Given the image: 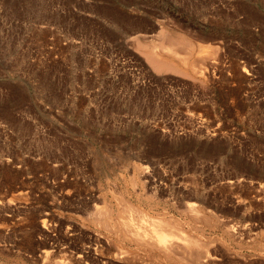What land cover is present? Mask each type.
Segmentation results:
<instances>
[{
    "label": "rangeland",
    "instance_id": "obj_1",
    "mask_svg": "<svg viewBox=\"0 0 264 264\" xmlns=\"http://www.w3.org/2000/svg\"><path fill=\"white\" fill-rule=\"evenodd\" d=\"M161 29L193 42L165 41L189 75L140 48L165 55ZM111 187L150 212L200 202L237 228H204L218 264H264V0H0V264L92 244Z\"/></svg>",
    "mask_w": 264,
    "mask_h": 264
},
{
    "label": "bare ground",
    "instance_id": "obj_2",
    "mask_svg": "<svg viewBox=\"0 0 264 264\" xmlns=\"http://www.w3.org/2000/svg\"><path fill=\"white\" fill-rule=\"evenodd\" d=\"M160 36L161 37H159V38H162L161 43H163V41L164 42L170 41V42H173V44L180 43L182 46H184V49H187V50L191 49V47L193 48V44H192L193 42L191 41V39H186V37H183L182 35L177 36V37L172 36V35L166 33V31H163V29H161L160 30ZM147 44H149V43L147 42ZM159 44H160V42H159ZM166 44L167 43L165 42L164 47H162V51H164L166 53L165 55L156 53L155 52L157 50L156 47H155V49H156L155 51H153L150 48V50H152V52L149 49H146V47H148L149 45H147L146 47L142 45L140 48L144 47L143 51L145 52V54H147L151 64L153 65V68H155L157 71L171 70V71H176L179 73L189 75L190 72L188 73L186 71H189L190 69H187V70L181 69L182 66L179 67L177 62L174 59V57L175 58L178 57L177 59L180 60V63L185 62L189 58L188 54L187 55H181L179 52H177L178 50L176 51L174 49V47H173L174 45L171 46V45H166ZM145 45H146V43H145ZM161 45H163V44H160V47H161ZM187 50H186V53L190 51V50L189 51H187ZM157 51L159 52L160 50H157ZM182 64H184V63H182ZM186 65H187V63H186ZM171 71H169V72H171ZM151 164H152V162H151ZM154 164H156V163H154ZM137 166H136V168H137ZM155 166H158V165H155ZM162 169H164V168H162ZM162 169H161V171H162ZM154 170H155V168H154ZM133 172H134V170H133ZM140 172L138 174H142ZM135 174H137V173H135ZM145 174L148 175L147 172ZM135 176L137 177V175H135ZM152 176H153V174H152ZM141 177L144 178V176H142V175H141ZM167 177L169 178V176H167ZM123 178H125V177L122 176V179ZM164 178H165V176H164ZM188 178H186V179H188ZM124 180H126V178ZM114 182L112 184L113 186H114ZM133 182H136L135 178H134ZM180 182H182V181H180ZM229 182H230V179H229ZM232 182H233V180H232ZM125 183H126V181H125ZM129 183H132V182H129ZM162 183H164V182H162ZM168 183L169 182H167V184ZM134 185H132V186H134ZM121 187H123V186H121ZM134 187H136V186H134ZM154 187L155 186H153V188H150V189H154ZM188 188H189V186H188ZM111 189H113V195L110 196V198L112 197L113 200L115 201V204L117 206V207L115 206L117 209L116 210L117 213H114L115 210L113 207L114 203L112 204L113 201L108 202V201H106V199L100 198L103 200L102 201L103 204H101V206H97V205L95 207L93 206L94 210L93 209L91 210L93 212L91 213L92 215H90L91 216L90 219H91L92 223H94L96 225V227L98 226L101 229L100 232L98 231L99 233L93 232V233H95L94 237H92L94 239L93 243L92 244H86L84 242L79 247H75L73 249L70 247L71 250L68 248L69 250H68V252H65L66 254L62 253V255L63 254L66 255V256L64 255L66 258H63V259H55V257H54L55 256L54 255L55 254V250H54L55 248L54 247H53L54 249L49 248V250L45 251V256H46L45 258L48 261L47 262L48 264H218V262H216L215 260L220 259L219 257L221 255L220 256H218V255H219L220 249H222V248H220L221 245L220 246L216 245V241L219 242L220 237L218 239L217 238L218 236H215V239H218L215 241L213 236H210V233H208V235H207L204 231V228L207 226V224H209V225L213 224V226L214 225L218 226L217 221L220 218H217L219 215H215L217 213L214 214V212H213V214H212V213H210L209 210L206 211V209H204V208H202V206L198 205L200 202L197 203V205H196V204H193L191 202L186 201L187 203L184 204L180 201L181 199H179L178 201L181 202L183 205L182 204L176 205V208H177L179 215H176L175 213L169 212L168 210H166L167 208L163 209L161 212H157L158 210L156 211V209H154L156 212H150L148 209L141 206V204L134 203L131 200H129L126 196L127 194L125 195L120 189L114 188V187L113 188L111 187ZM127 189H129V188L127 187ZM140 189L143 190V193L146 192L143 188H140ZM146 189H149V188L147 187ZM126 191L128 192L129 190H126ZM186 191H188V190H186ZM192 191L194 192V190H192ZM195 191H196L195 193L197 194L198 193L197 190H195ZM188 192H191V191H188ZM106 193H105V195H106ZM129 193H131V192H129ZM137 193H139V191ZM185 193H184V195H185ZM148 194H149V192L147 193V195ZM96 195H99V193H97ZM191 195H192V197L194 196L193 194H191ZM144 197H146V195ZM188 197H189V194H188ZM110 198L108 197V200H110ZM149 198H151V197H149ZM196 198H199V197H196ZM141 199H143V198H141ZM141 199H139V200H141ZM155 199H158V198H155ZM166 199L168 200V198H166ZM170 199H172V198H170ZM146 200H145V202H146ZM149 200H152V199H149ZM185 200H187V198H185ZM189 201H191V200H189ZM155 202H156V200H155ZM193 202H196V201H193ZM152 203L153 202H151L150 205ZM166 203H170V202H166ZM208 203H206V204H208ZM150 205L147 207H150ZM155 205H158V204H155ZM202 205H204L203 207L206 206L205 203ZM168 206H170V204ZM153 207H155V206L153 205ZM151 209H152V206H151ZM152 211H153V209H152ZM172 211H174V210L172 209ZM86 213H88V212H86ZM86 213H85V216L87 215ZM49 215H51V214H49ZM81 216H82L81 217L82 219L87 217V216L85 217L83 215H81ZM46 217L49 219L52 217V215H51V217L50 216H46ZM47 218L44 217L42 219V225L45 227L46 226L51 227L52 224H50V226H48L49 225L48 223H50L52 221H48L47 225H44V223L46 224ZM51 220H54L53 217ZM86 220H87V218H86ZM88 220H89V218H88ZM220 220L223 221L224 219H220ZM220 220H219V226L221 227V229L224 232L225 231L231 232L230 234L232 235V233L235 231L234 229H237V228H234L233 225H231V224L221 225ZM91 221H90V223H91ZM84 222H86V221H84ZM223 222L225 223V221H223ZM79 223L82 226L81 221H79ZM228 223H229V221H228ZM68 225H69V223H68ZM209 225L207 227H209ZM236 225H238V224H236ZM89 226L90 225H87V227H89ZM45 227H43V228H45ZM95 229L96 228L94 227V230ZM65 231H67V230H65ZM240 231L242 234V229H240ZM235 233H237V232L235 231ZM238 233H240V232H238ZM87 236H90V234H88ZM235 237H236V234L234 237H232L233 242H235L234 240H236ZM252 239H254V238L252 237ZM258 240H259V238H258ZM253 241H256V240H253ZM251 242H249V243H251ZM261 242H263V240ZM222 244H224V242ZM263 244H261V248H259L260 246L257 245L258 250L262 249V246L264 248ZM229 245H231V243ZM248 245H250V244H248ZM251 245H253V244L251 243ZM255 246H254V248H255ZM50 247H51V245H50ZM224 247H225V245H224ZM227 248L230 249L229 246ZM41 251L40 252L42 253V255H44L43 250H41ZM56 251H59V249L57 248ZM63 251H65V249ZM261 251H263V250H261ZM220 261H223V260L220 259ZM236 263H237V261H233L231 264H236Z\"/></svg>",
    "mask_w": 264,
    "mask_h": 264
}]
</instances>
